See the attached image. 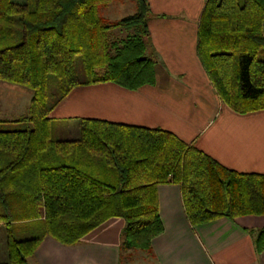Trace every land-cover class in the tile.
<instances>
[{
	"label": "trees",
	"instance_id": "16d2710c",
	"mask_svg": "<svg viewBox=\"0 0 264 264\" xmlns=\"http://www.w3.org/2000/svg\"><path fill=\"white\" fill-rule=\"evenodd\" d=\"M112 1L0 0V80L32 91L15 126L0 122V264H29L45 236L76 244L112 217L124 220L123 248L147 251L163 230L157 186L169 182L192 225L264 215V173L224 167L169 130L80 118L77 139L51 136L49 113L73 88L156 81L147 0L110 21L101 8ZM263 24L264 0H205L200 13L198 57L221 101L239 113L264 109ZM114 28L134 34L111 42ZM255 247L264 249V229Z\"/></svg>",
	"mask_w": 264,
	"mask_h": 264
},
{
	"label": "crops",
	"instance_id": "0c3cea01",
	"mask_svg": "<svg viewBox=\"0 0 264 264\" xmlns=\"http://www.w3.org/2000/svg\"><path fill=\"white\" fill-rule=\"evenodd\" d=\"M118 1L135 11L134 0ZM147 2L146 55L155 62V83L134 90L112 82L77 86L49 113L51 127L73 134L80 118H95L162 128L224 167L264 173V109L239 113L223 103L198 57L197 28L205 0ZM31 95L27 87L0 80V122L15 126ZM157 200L163 230L147 251L123 248L124 220L112 217L76 244L45 236L29 264H123V258L133 257L143 264H264V249L255 247L264 215L218 217L192 225L177 184H159Z\"/></svg>",
	"mask_w": 264,
	"mask_h": 264
},
{
	"label": "rangeland",
	"instance_id": "374dc122",
	"mask_svg": "<svg viewBox=\"0 0 264 264\" xmlns=\"http://www.w3.org/2000/svg\"><path fill=\"white\" fill-rule=\"evenodd\" d=\"M17 1H24V0H17ZM124 5H119V1L118 0H114L111 3H109L108 5L104 6L101 8V14L106 17L107 19L111 20H117L125 15H129L131 13H133L132 8L130 6V4L128 2H123ZM263 32H264V24H263ZM134 34V31H132V29H123V28H114L112 30H110L109 32V37H110V41L111 42H118L122 39H125L128 35L130 34ZM145 39H147V35L144 36ZM78 71H79V75L82 77V69L80 68V66H78ZM9 83V82H7ZM13 84V83H10ZM17 85V84H15ZM32 92V91H31ZM18 123V122H16ZM14 123V124H16ZM51 136L55 139H77L78 135H79V130H78V126L75 129V132L73 134L69 133V129L68 131H64L62 132L61 130H59V128H57V126H53V131L51 132ZM72 135V136H71ZM39 211H42V207L40 205L39 207ZM30 222V223H28ZM13 226L18 225L19 229H28L31 227H34L32 221H13L12 222ZM23 225H26V227H23ZM37 226V225H36ZM5 231L3 229V227H0V261H2V257L3 255L6 253L5 250ZM139 258V256H138ZM133 259L135 260H127L126 258H123L124 263L123 264H143L141 262V260H136L137 258L133 257Z\"/></svg>",
	"mask_w": 264,
	"mask_h": 264
}]
</instances>
